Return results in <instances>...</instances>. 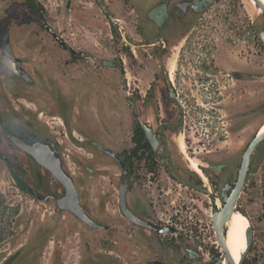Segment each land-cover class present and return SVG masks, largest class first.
Segmentation results:
<instances>
[{
    "label": "flooded vegetation",
    "instance_id": "flooded-vegetation-1",
    "mask_svg": "<svg viewBox=\"0 0 264 264\" xmlns=\"http://www.w3.org/2000/svg\"><path fill=\"white\" fill-rule=\"evenodd\" d=\"M99 1L87 8L79 0V33L81 26L100 40L81 37L77 49L62 34L75 28V0H61L55 13L47 0H0V32L35 34L12 44L0 35L12 62H0V176L6 171L35 205L78 224L79 264H213L223 253L214 220L240 187L232 214L247 217L250 232L241 264H264V229L256 228L264 223V139L236 183L264 123V14L254 2L258 11L249 13L240 0H147L140 23L128 0ZM214 4L224 25L201 34L198 19ZM39 73L46 74L45 104L22 90L35 88ZM216 90L219 99L208 105ZM206 105L221 119L210 138L201 137ZM57 164L90 223L61 207L69 203L66 187L47 167ZM104 175L111 187L96 190L93 206L85 182ZM55 224L0 249V264H41L46 253V264H63L59 245L46 251L59 241Z\"/></svg>",
    "mask_w": 264,
    "mask_h": 264
},
{
    "label": "rangeland",
    "instance_id": "rangeland-1",
    "mask_svg": "<svg viewBox=\"0 0 264 264\" xmlns=\"http://www.w3.org/2000/svg\"><path fill=\"white\" fill-rule=\"evenodd\" d=\"M61 0H47V4L49 5L48 7H51L52 13H55V8L57 7V3H60ZM84 1L85 5L87 8H91V4L89 3V0H82ZM242 2L241 5L249 11V13H253L257 10V7H255L253 4H251L253 1L252 0H240ZM251 1V2H250ZM77 3V6H75V11L72 14L76 15V20L72 16L70 19V22L75 25V28H73V32H69L68 30L63 31V37L68 40L69 43L73 44L74 48H79V38H83L85 41V36H89L91 40L99 41L100 39L97 38L98 35L90 33L88 31H85L81 26L80 28L82 29L81 33H79V0H75ZM128 4L132 6L137 14L140 17V23L142 22V17L145 13L146 9V4L147 0H128ZM199 15L196 16L195 21ZM225 18L224 14L220 10V4H214L211 6V11H207L200 15L197 25L198 27L202 30L201 34L208 35L206 33L209 28H206V26H213L216 27L217 30L221 29L223 27V19ZM56 20V19H55ZM29 30H27L28 32ZM27 32L20 31L18 33L13 32L11 30H6L4 32H0V35L3 36L2 38L4 41H7L9 44H12V42H15L17 39V36L19 37L22 36H27ZM30 34L35 36L32 32L29 31ZM215 36L219 32H214ZM210 36V35H209ZM34 38V37H33ZM203 39L205 37H202ZM216 37H211L212 41ZM29 39V38H28ZM38 40H40V37H38ZM198 43L195 45V48L197 49L200 44L203 42H200V39L197 40ZM21 53L25 51V49L20 47L18 49ZM51 55V58L56 59L58 53H54L51 51L49 53ZM63 55V54H61ZM196 56H199L200 58L203 57V51H199ZM37 60L39 58H36ZM60 61H62V58H59ZM198 60V59H197ZM63 62V61H62ZM61 62V63H62ZM49 74L57 76V71H55L53 68L49 70ZM67 72L73 73L75 75V69L69 70ZM46 74L44 73H39L37 75V83L36 87L33 89L32 88H22L24 89L25 93L29 97H33L36 99L39 103H44L47 100V92L42 88L43 85V80L42 77H45ZM4 80V79H3ZM211 84L215 86V78L211 76ZM0 86L2 87V84L0 83ZM214 88V87H213ZM212 88V89H213ZM4 91H8L9 95L11 96L10 89L6 86L3 85ZM45 92H44V91ZM218 90L215 91V94H211L210 98L208 99V105H215L217 100L219 99V96H217ZM208 96V94H207ZM203 94H201V97H199L198 102L200 100H203ZM203 100L202 102H204ZM207 101V100H206ZM210 102V103H209ZM208 105L206 107L208 108ZM203 109V107H202ZM211 111V112H210ZM207 113V114H206ZM206 113H202L201 115L205 117H200V121H204L205 124L203 125L205 127L201 131V137H205L208 135V138H210L216 131L217 127H219L221 124V119H217L216 114L214 110L209 109L206 110ZM210 132V133H209ZM232 142H235V138L231 137L228 139V145L230 146ZM259 184L261 186L264 185V166L261 167L259 170ZM87 184V187L89 188V203L94 206L96 199H97V192L96 190L99 188L100 190H106L107 187L110 186V181L109 177L107 175L104 176H97L94 178H91L90 181L85 182ZM263 187H258V195L263 193ZM53 209L51 207H48L47 205L44 206L43 204H38L35 205L32 200L25 194L20 193L16 187H14L13 182L10 178V176L7 174L5 171L3 173V176H0V236L3 238L4 241L0 243V249H9L13 246V244L17 243H22L25 240L28 239V237H31L35 233H38L40 230L49 227L53 222L56 224L57 230H58V235H57V240H53L50 243V248H47L46 251H50L52 247V243L54 242L55 246L59 245L62 250V259H63V264H79L78 259H79V251L82 249L81 247L79 248V234L75 235L74 231L79 232V226L78 224H72L71 220H68L66 218L65 220L63 218H59L58 214H55V212L52 211ZM51 213V214H50ZM47 216H51V220L47 218ZM63 221V222H60ZM66 221V222H65ZM59 222V223H58ZM51 223V224H50ZM58 223V224H57ZM257 229H264V223L259 222V224H256ZM74 230V231H73ZM62 234H66L65 240L61 239ZM264 235V231L260 233V235ZM63 236V237H64ZM83 240V239H82ZM96 240V239H95ZM59 243V244H57ZM96 241L94 242V244ZM93 244L94 248L96 246ZM1 257V255H0ZM47 258H49V254L46 253L44 254V257L40 258V263L41 264H46L47 263ZM135 261L131 262L133 264Z\"/></svg>",
    "mask_w": 264,
    "mask_h": 264
},
{
    "label": "water",
    "instance_id": "water-1",
    "mask_svg": "<svg viewBox=\"0 0 264 264\" xmlns=\"http://www.w3.org/2000/svg\"><path fill=\"white\" fill-rule=\"evenodd\" d=\"M194 1H196V0H191L190 3H194ZM254 1H255L256 5L258 6V8L261 10V12L264 14V3H262L260 0H254ZM97 2L99 3V5L101 7L100 1L97 0ZM260 35H261L262 41L264 43V28L261 30ZM0 62H2L6 66L12 68V65H11L12 62L3 53V51L1 49H0ZM263 139H264V130L262 132H260L259 134H257L254 137V139L251 141L249 146L247 147V149L244 153L242 165H241V168L239 171L238 181L236 182L237 184H239V186L242 184V178H243V175L245 173L246 166H247V163L249 161V157H250L252 150ZM27 150H29V149H27ZM29 151H31V150H29ZM36 158H37V160L41 161L38 157H36ZM47 167H49L51 169L53 176L60 179L61 182L66 187V190H67L66 191V199L69 203L63 204L61 207L72 211L77 217H80L82 220L89 222V220L83 214L81 206L79 205V202H78L77 196H76L75 187L73 186V183H72V180L70 179V177L67 176L61 170V168L58 164L55 167L54 166H48V165H47ZM239 189H240V187H235L234 195L230 199L227 200V202L225 204V208H223L219 212L218 216H216V218L214 220V227H215V232H216V236H217V242L220 245V247L222 248L223 253L213 262V264H241V262H242V258L244 256V253L241 254L238 263H236L233 260L231 254L227 248V244H226V240H225V234H224V224L227 222V220H229V218L232 215V206H233L235 198L239 192ZM246 237H247V245H248L249 241H250L249 229L246 231ZM143 264H165V263H162L159 261H146Z\"/></svg>",
    "mask_w": 264,
    "mask_h": 264
},
{
    "label": "bare ground",
    "instance_id": "bare-ground-1",
    "mask_svg": "<svg viewBox=\"0 0 264 264\" xmlns=\"http://www.w3.org/2000/svg\"><path fill=\"white\" fill-rule=\"evenodd\" d=\"M254 3L255 1L252 0ZM264 3V0H260ZM264 130V123L260 128V132ZM192 167L197 169L196 163L192 162ZM248 219L243 214L238 211H235L229 220L226 223V235L225 240L227 244V248L233 258V260L237 263L241 253L244 251L246 247V228L248 227Z\"/></svg>",
    "mask_w": 264,
    "mask_h": 264
}]
</instances>
